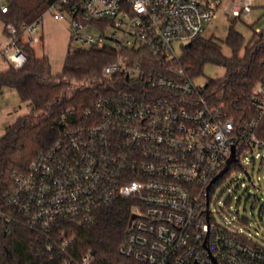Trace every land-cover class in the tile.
Listing matches in <instances>:
<instances>
[{
  "label": "built area",
  "instance_id": "obj_1",
  "mask_svg": "<svg viewBox=\"0 0 264 264\" xmlns=\"http://www.w3.org/2000/svg\"><path fill=\"white\" fill-rule=\"evenodd\" d=\"M225 1L57 0L51 5L46 12L52 10L55 19L69 17L78 45L111 44L117 55L102 69L103 90L93 106L85 108L82 119L65 121L53 147L16 175L5 196L7 209L0 212L4 221L22 219L43 232L62 219L87 225L99 207L126 198L133 201L135 215L119 248L127 258L141 264H264V244L235 223L212 221L211 208L206 214L212 181L233 145L238 161L232 164H242V157L251 161L249 154L253 160L264 157V139L257 135L264 75L251 94L257 116L238 124L208 84L187 73L173 46L181 41L187 49L218 8L239 18L258 4ZM0 5L6 12L5 0ZM45 13L20 27L7 25L10 40L0 56L11 66L25 65L18 41H40ZM255 33L264 34V27ZM72 240L61 235L55 246L64 251ZM95 260L89 251L68 254L62 264Z\"/></svg>",
  "mask_w": 264,
  "mask_h": 264
},
{
  "label": "trees",
  "instance_id": "obj_2",
  "mask_svg": "<svg viewBox=\"0 0 264 264\" xmlns=\"http://www.w3.org/2000/svg\"><path fill=\"white\" fill-rule=\"evenodd\" d=\"M57 0H5L7 11L0 5V19L7 25L31 23L44 14ZM71 42L62 73L56 78L46 56H38L30 42L19 39L27 61L21 68L9 66L0 72V90H17L22 102L30 103L29 113L19 117L0 136V212L6 210V195L15 184L16 175L25 173L32 161L53 147L64 128L65 121L84 116L102 92L103 67L114 61L117 51L111 44L73 46ZM232 50L226 55L213 37H198L184 50L180 62L192 77L201 74L206 62L224 65L221 78L207 82L214 99L222 104L238 124L251 120L257 112L251 103L252 89L264 75V34L245 43L244 36L230 28L224 41ZM257 135L264 139V116ZM243 168L234 163L212 185L210 200L216 185L225 180L232 169ZM133 201L119 198L95 212L92 224L79 225L62 219L49 232L32 230L25 220L4 221L0 216V264H62L68 254L80 257L86 252L95 256V264H141L119 253L126 243ZM211 220L214 221L213 216ZM72 236L64 251L55 245L60 236ZM52 245V249H48Z\"/></svg>",
  "mask_w": 264,
  "mask_h": 264
},
{
  "label": "rangeland",
  "instance_id": "obj_3",
  "mask_svg": "<svg viewBox=\"0 0 264 264\" xmlns=\"http://www.w3.org/2000/svg\"><path fill=\"white\" fill-rule=\"evenodd\" d=\"M228 2L229 0L225 1L224 5H227ZM69 21L68 16L64 20L55 19L53 11L49 10L44 15L45 40L44 42L42 40L33 42L37 54L46 56L49 59L52 74L56 78H59L62 73L64 60L71 42ZM232 26L244 36L245 43L251 41L253 36L257 38L259 35L255 33L256 29L264 27V0H258V4L255 5L252 12L243 14L239 18L227 16L224 8H218L213 20L207 24L202 35L206 38L213 37L221 45L223 52L230 56L232 50L224 41ZM42 30L41 28L38 35L41 34ZM110 32L108 31V33ZM92 33L98 34L97 31H92ZM7 40H10V38L4 32V22L0 19V50L1 45ZM184 44L181 41L173 43L175 51L179 55H182L185 50L183 48ZM72 45H77V42L73 41ZM9 65L5 59L0 57V69ZM225 72L224 65L210 61L206 62L201 74L196 77V82L205 84L211 78L223 77ZM9 90L15 92V98L14 100L11 99L13 101L11 104L16 105L18 102H22L18 99L16 89L10 88ZM25 104L30 106V103L26 102ZM249 156L250 159L252 158L251 161L243 157L241 159L245 168L232 169L230 175L216 185L213 190L210 208L214 221L218 224L235 223L247 237L264 244V157L260 156L253 160V154H249ZM248 173L251 179H249ZM258 176H261V180H258Z\"/></svg>",
  "mask_w": 264,
  "mask_h": 264
},
{
  "label": "crops",
  "instance_id": "obj_4",
  "mask_svg": "<svg viewBox=\"0 0 264 264\" xmlns=\"http://www.w3.org/2000/svg\"><path fill=\"white\" fill-rule=\"evenodd\" d=\"M42 29L43 30L39 36H40V41L42 40L44 42L45 35H46L45 34V23H43ZM4 32L7 34V32L5 30H4ZM8 42H9V40L4 42L3 45H1L2 48ZM69 45H70V43H69ZM33 47H34V45H33ZM36 54H37V52H36ZM37 55L40 56L39 54H37ZM0 57H2V56H0ZM3 59H5V58H3ZM8 67H4V68L0 69V72L5 71L6 69H8ZM10 88L11 87H5L2 90H0V97H1L0 99H2L0 101V136H2L5 133L6 129L10 125H12L19 117L29 113L30 108H31L30 106H27V104H25L24 102H18L16 105L11 104V102H13V101H11V99L14 100V98H15V92H14V90H9ZM18 97H19V95H18ZM18 99H20V97ZM2 105H3V107L1 108Z\"/></svg>",
  "mask_w": 264,
  "mask_h": 264
},
{
  "label": "water",
  "instance_id": "obj_5",
  "mask_svg": "<svg viewBox=\"0 0 264 264\" xmlns=\"http://www.w3.org/2000/svg\"><path fill=\"white\" fill-rule=\"evenodd\" d=\"M190 46L191 45L189 44L187 47H190ZM236 161H238V158L236 157V148H235V145H233L231 156L228 158L225 167L214 177L212 183L215 182L216 180H218L221 176H223L230 169L231 164L233 162H236ZM248 177H249V179H251V176L250 175ZM210 186H209V188H210ZM206 214L208 216L210 215V207H209V204H208V207L206 209ZM134 217H135V215L132 214L131 217H130L129 225L131 224V222L134 219Z\"/></svg>",
  "mask_w": 264,
  "mask_h": 264
},
{
  "label": "clouds",
  "instance_id": "obj_6",
  "mask_svg": "<svg viewBox=\"0 0 264 264\" xmlns=\"http://www.w3.org/2000/svg\"><path fill=\"white\" fill-rule=\"evenodd\" d=\"M137 7H139V6L137 5Z\"/></svg>",
  "mask_w": 264,
  "mask_h": 264
}]
</instances>
